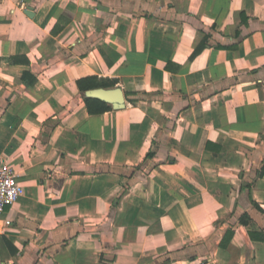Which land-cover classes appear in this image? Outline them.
I'll list each match as a JSON object with an SVG mask.
<instances>
[{
	"label": "crops",
	"instance_id": "obj_1",
	"mask_svg": "<svg viewBox=\"0 0 264 264\" xmlns=\"http://www.w3.org/2000/svg\"><path fill=\"white\" fill-rule=\"evenodd\" d=\"M0 155V264H264V0H0Z\"/></svg>",
	"mask_w": 264,
	"mask_h": 264
},
{
	"label": "built area",
	"instance_id": "obj_2",
	"mask_svg": "<svg viewBox=\"0 0 264 264\" xmlns=\"http://www.w3.org/2000/svg\"><path fill=\"white\" fill-rule=\"evenodd\" d=\"M21 194L22 186L16 178L13 167L0 155V212L5 206L13 204ZM4 223L9 224L10 219H5Z\"/></svg>",
	"mask_w": 264,
	"mask_h": 264
},
{
	"label": "water",
	"instance_id": "obj_3",
	"mask_svg": "<svg viewBox=\"0 0 264 264\" xmlns=\"http://www.w3.org/2000/svg\"><path fill=\"white\" fill-rule=\"evenodd\" d=\"M86 97H93L103 100L111 104L115 109H120L125 106V97L120 86L113 87H93L84 91Z\"/></svg>",
	"mask_w": 264,
	"mask_h": 264
},
{
	"label": "trees",
	"instance_id": "obj_4",
	"mask_svg": "<svg viewBox=\"0 0 264 264\" xmlns=\"http://www.w3.org/2000/svg\"><path fill=\"white\" fill-rule=\"evenodd\" d=\"M197 51H198V48L193 51V53L191 54V57L194 56V54H196ZM83 80H84V78L79 79L77 81V85L79 86L81 91H84L86 89V87L82 84ZM84 101H85V104L87 106L88 112H90V113H100V112H103V111L111 108V105L109 103H107L103 100H100L98 98L84 97ZM152 155H153V151H149L147 153V156H152ZM239 220L242 223L246 222L242 216ZM231 234H232V230L227 229L225 231V234H224L222 240L219 242V245L223 246L224 241H227L229 239V237L231 236ZM250 236L254 237V235L252 233H250Z\"/></svg>",
	"mask_w": 264,
	"mask_h": 264
}]
</instances>
